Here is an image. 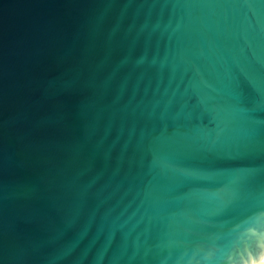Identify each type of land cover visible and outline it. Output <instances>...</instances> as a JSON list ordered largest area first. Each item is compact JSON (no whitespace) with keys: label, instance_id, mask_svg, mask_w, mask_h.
<instances>
[{"label":"water","instance_id":"obj_1","mask_svg":"<svg viewBox=\"0 0 264 264\" xmlns=\"http://www.w3.org/2000/svg\"><path fill=\"white\" fill-rule=\"evenodd\" d=\"M250 256L264 0H0V264Z\"/></svg>","mask_w":264,"mask_h":264},{"label":"bare ground","instance_id":"obj_2","mask_svg":"<svg viewBox=\"0 0 264 264\" xmlns=\"http://www.w3.org/2000/svg\"><path fill=\"white\" fill-rule=\"evenodd\" d=\"M254 256H255V255H254ZM254 256H250V257H249V260L246 261V262H244V264H251V262H252Z\"/></svg>","mask_w":264,"mask_h":264}]
</instances>
